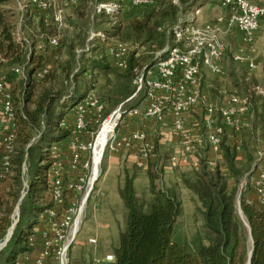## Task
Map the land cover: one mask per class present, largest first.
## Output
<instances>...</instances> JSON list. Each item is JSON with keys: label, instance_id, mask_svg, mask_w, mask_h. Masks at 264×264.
<instances>
[{"label": "trees", "instance_id": "obj_1", "mask_svg": "<svg viewBox=\"0 0 264 264\" xmlns=\"http://www.w3.org/2000/svg\"><path fill=\"white\" fill-rule=\"evenodd\" d=\"M9 1L0 0V80L4 77L7 83H14L17 131L11 173L0 181V243L5 241L15 222L18 206L19 221L0 251V264H16L20 255L41 248L42 237L32 239V236L41 214L53 205L49 184L50 148L54 143L66 147L73 128L72 117L66 127L61 123L71 108L94 91L104 103L107 116L136 90L133 82L139 62L138 50L130 53L126 69L122 71L106 55L107 44L129 42L148 56L155 55L171 44L168 28L176 24L181 13L197 2H205L179 0L178 6L171 0H161L157 6L134 8L129 14L125 11L97 14L98 4L115 0H81L71 9L72 16L67 17L72 34L63 35L59 54L50 49L32 51L27 59L28 49L15 40L13 25L2 9ZM43 23L40 21L39 25ZM94 29L104 32L107 39L96 38L89 43L91 55L79 56L77 51L85 48ZM36 39L33 38L32 49ZM46 63L51 64V70L38 80L34 71ZM16 66L24 67L25 79H17L13 71ZM258 102L254 125L255 131H259L257 139L253 131L252 134L255 145L264 152V97ZM243 131L240 135L224 136L222 155L214 168L202 156L198 170L181 174L180 183L197 198L204 222V233L197 234L191 243L179 241L175 236L183 212L179 192L155 181L152 170L158 169L162 144L159 137L155 139V154L147 167L151 200H139L135 178L130 175L125 176L119 190L128 215L119 243L113 249L111 264H248L251 251V264H264V208L249 202L245 194L240 199L242 214L251 229V247L236 208L240 184L250 178L259 163ZM240 149L247 159L244 165L238 164ZM25 162L29 164L30 179L20 205ZM227 175L233 179V187Z\"/></svg>", "mask_w": 264, "mask_h": 264}, {"label": "built area", "instance_id": "obj_2", "mask_svg": "<svg viewBox=\"0 0 264 264\" xmlns=\"http://www.w3.org/2000/svg\"><path fill=\"white\" fill-rule=\"evenodd\" d=\"M81 0H30L27 12L45 13L51 11L52 22L58 27H66L71 9ZM161 0H121V2L102 3L96 6V13L113 14L124 12L127 7L145 8L157 6ZM179 6V0H171ZM222 9V14L212 22H201V5L181 13L178 21L168 28L171 44L154 55L153 62H146L137 45L113 41L107 44L105 53L118 70H125L132 51L138 50V65L133 82L136 90L124 103L105 116V105L101 98L91 91L76 103L61 126L66 127L69 117L73 125L66 147L54 143L50 148L51 165L49 184L52 189L53 205L40 216L34 227V235L42 237L41 248L18 257L16 264H69V250L75 242L81 217L87 206L95 178V148L98 138L106 124L114 126L108 134L105 147L113 156L130 152L136 156V165L148 167L154 156V138L158 130L171 133L174 141L171 153L173 167L186 168L192 172L201 166V157L206 156L209 167L214 168L222 155V143L226 134L240 135L244 122L254 115L249 98L238 94L228 95L219 105L211 84L203 79L204 70L215 76H224L229 57L248 72L258 68L257 34L264 25V2L252 0H212ZM24 11L21 27L14 34L15 40L28 49L29 59L32 51L57 50L60 40L42 34L37 37L32 49L33 36L30 38ZM39 25V21H33ZM27 29V30H26ZM28 31V32H27ZM99 38L107 39L104 32H91L84 49L78 55H91L90 42ZM229 38L231 41H229ZM56 54L55 58L59 55ZM51 70L46 63L36 68L35 78L43 79ZM17 79H25L24 67L13 68ZM14 83L0 80V181L11 173L12 158L15 153L17 131ZM257 94H264L259 86L252 88ZM142 96V101L134 107L126 105ZM199 126L195 116H201ZM194 120V123L191 120ZM256 148V147H255ZM257 149V148H256ZM105 154V152H104ZM258 166L244 186L255 194L249 201L264 208V152L256 151ZM104 157V155H103ZM103 160V158H102ZM102 163V161H101ZM100 163V165H101ZM99 165V166H100ZM28 167L22 169L24 199L29 187L25 180ZM18 217V216H17ZM31 242H34L32 241ZM89 243L95 244L92 238ZM114 256L109 254L97 264H111Z\"/></svg>", "mask_w": 264, "mask_h": 264}, {"label": "rangeland", "instance_id": "obj_3", "mask_svg": "<svg viewBox=\"0 0 264 264\" xmlns=\"http://www.w3.org/2000/svg\"><path fill=\"white\" fill-rule=\"evenodd\" d=\"M252 1L258 3L257 0ZM115 2L118 3L119 0H115ZM28 3L30 4V0H10L2 6L10 23L13 25L14 34L21 27V19L23 18L24 11L26 17H28L26 22L29 26V32L27 31L29 34L27 35H29L30 38L33 34V38L40 37L42 34H47L51 37H58L59 40H62L63 35L72 34L71 28L68 26L60 28L52 22L53 14L51 11L45 13H33L32 10H30L29 5L28 13ZM201 3L202 2H197L194 7L196 8L200 6ZM258 4L261 5V3ZM201 7V22H212L222 14L220 6L212 0H205ZM132 10H134V8L127 7L125 12L129 14ZM33 21H39V24L40 21L44 23L42 24L43 26L33 25ZM92 32L99 33L102 31L98 32L94 29ZM229 41H231L230 38ZM256 48V56L259 64L254 72H248L243 66L238 65L230 57L228 59L227 71L224 76H215L206 70L203 72V79L215 88V100L219 105L228 95L231 94H238L242 97L249 98L254 110V115L252 118H249L248 124H250L249 126H251L252 131L254 132L255 139H257L259 135V131L257 132L254 129L256 121V105L259 104L258 101H260L264 95L257 94L252 88L253 86H259L264 89V25L257 34ZM141 53L146 58V62L154 61V55L148 56L143 50H141ZM62 58H64V55ZM245 79H247V81ZM245 83H247V85ZM62 84L66 85L65 81H63ZM95 93L97 94V92ZM141 101L142 96L139 95L135 100L129 102L126 107L137 106ZM199 111L201 116L195 117L199 126H201L203 108L201 107ZM166 135L171 136V133L169 134L168 132L161 130L156 132L155 137H159V140L162 142L159 152L161 155L158 157L157 171L154 168L152 172L153 174H156L155 181L157 184H162L167 189H175L179 192L183 212L178 219L175 236L179 241L191 243L197 234L204 233V222L200 212V204L197 198L180 183L181 174L190 171L186 168L173 167L171 165L170 155L173 152V149L164 141V139L168 138ZM254 146L257 148L253 151L255 153L262 148L257 147L255 144ZM243 159H246V157L240 155L238 162L241 163ZM27 167L28 171L25 180L29 181V164H27ZM147 170V168L140 169L137 167L136 156L132 153L123 152L118 157H115L110 154L108 149H106L102 163L99 166V177L93 185V190L88 199L86 209L81 217L77 238L70 246L69 264H97L98 260H104L107 255L112 254L113 249L119 243L120 233L126 227L128 215V211L119 196V190L124 184L125 176L130 175L135 178L134 185L139 200L149 202L152 195L150 193V177L148 176ZM227 177L231 187H233V179L228 175ZM244 183L245 180L240 184L238 189L236 208L242 221L243 232L247 238L249 247H251L252 238L250 228L243 214H241L240 208V199L246 193ZM21 202H23V200ZM92 238L96 239L95 244L89 243V240Z\"/></svg>", "mask_w": 264, "mask_h": 264}, {"label": "crops", "instance_id": "obj_4", "mask_svg": "<svg viewBox=\"0 0 264 264\" xmlns=\"http://www.w3.org/2000/svg\"><path fill=\"white\" fill-rule=\"evenodd\" d=\"M257 2L258 3H263L264 2V0H257ZM201 6H202V3H201ZM222 10V9H221ZM211 87H212V89H213V91H215V88L211 85ZM191 122L192 123H194V120L192 119L191 120ZM250 124H248L247 122H244V124H243V129H244V131L243 132H245L246 133V135H247V138H248V140H249V146H250V149H251V151L253 152V151H255V146H254V136H253V134H252V128H251V126H249ZM166 137H168L167 139H164V141L165 142H167L168 143V145L173 149L174 148V141H173V138L171 137V136H168V135H166ZM155 139H157L156 137L154 138V142H155ZM240 151H241V149H240ZM240 155H243V157H246L245 156V154L243 153V151H241L240 152V154H239V156ZM239 158V157H238ZM114 162V161H113ZM247 162V159H243L242 160V162L241 163H239L238 162V164H240V165H244L245 163ZM245 196H246V198L249 200V201H253V200H255V194H254V192L249 188H246V193H245Z\"/></svg>", "mask_w": 264, "mask_h": 264}, {"label": "bare ground", "instance_id": "obj_5", "mask_svg": "<svg viewBox=\"0 0 264 264\" xmlns=\"http://www.w3.org/2000/svg\"><path fill=\"white\" fill-rule=\"evenodd\" d=\"M114 124L113 122H108L106 124V127L104 128V130L102 131V133L100 134L97 144H96V148H95V155H94V164H95V178L98 176L99 173V165L102 161L104 152H105V147H106V143H107V137L109 132L111 131V129L113 128ZM17 214L18 211L15 214V220L17 219Z\"/></svg>", "mask_w": 264, "mask_h": 264}, {"label": "water", "instance_id": "obj_6", "mask_svg": "<svg viewBox=\"0 0 264 264\" xmlns=\"http://www.w3.org/2000/svg\"><path fill=\"white\" fill-rule=\"evenodd\" d=\"M19 210V206L17 207V210L16 212ZM241 214H242V211H241ZM17 219L15 220L13 226L11 227V230L8 232L7 234V237L5 239V241L3 243H0V251L7 245V243L9 242L12 234H13V231H14V228L15 226L17 225L18 221H19V212L17 214ZM249 226V225H248ZM250 228V227H249ZM250 232H251V229H250ZM252 238V237H251ZM252 245H253V241H252ZM251 257H252V251H251V254H250V257H249V263L248 264H251Z\"/></svg>", "mask_w": 264, "mask_h": 264}]
</instances>
